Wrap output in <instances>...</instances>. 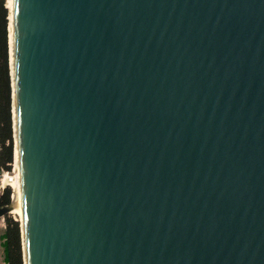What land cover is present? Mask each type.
<instances>
[{"label":"water","instance_id":"water-1","mask_svg":"<svg viewBox=\"0 0 264 264\" xmlns=\"http://www.w3.org/2000/svg\"><path fill=\"white\" fill-rule=\"evenodd\" d=\"M13 37L23 264H264V0H14Z\"/></svg>","mask_w":264,"mask_h":264},{"label":"trees","instance_id":"trees-1","mask_svg":"<svg viewBox=\"0 0 264 264\" xmlns=\"http://www.w3.org/2000/svg\"><path fill=\"white\" fill-rule=\"evenodd\" d=\"M7 14L4 0H0V169L4 172L11 171L13 164ZM10 194V189L3 190L0 196V207L10 203ZM3 218L6 227L2 235L5 264H23L19 223L8 215Z\"/></svg>","mask_w":264,"mask_h":264},{"label":"bare ground","instance_id":"bare-ground-1","mask_svg":"<svg viewBox=\"0 0 264 264\" xmlns=\"http://www.w3.org/2000/svg\"><path fill=\"white\" fill-rule=\"evenodd\" d=\"M5 6L7 8V16H8V25H7V32H8V59H9V75H10V82L12 86V92L14 88V37H13V3L14 0H4ZM12 106H11V114H12V130H13V164L12 170L10 172H4L1 180L0 186L1 188L10 187L12 190L11 192V202L9 205V213L15 214L19 222L21 223V218L18 209V196H19V174L17 168V149H16V122H15V102H14V95L12 93ZM21 228V227H20ZM21 230V229H20ZM21 233V232H20ZM21 245L23 246V241L21 239ZM24 248V246H23Z\"/></svg>","mask_w":264,"mask_h":264},{"label":"rangeland","instance_id":"rangeland-1","mask_svg":"<svg viewBox=\"0 0 264 264\" xmlns=\"http://www.w3.org/2000/svg\"><path fill=\"white\" fill-rule=\"evenodd\" d=\"M4 3H5V1H4ZM10 113H11V112H10ZM11 117H12V114H11ZM11 121H12V119H11ZM11 131H12V140H13V130H12V127H11ZM13 146H14V142H13ZM0 150H1V146H0ZM11 170H12V165H11ZM9 172H10V171H9ZM3 174H4V171H3L2 169H0V180H1L2 176H3ZM6 188L10 189V187H6ZM4 189H5V188H1V186H0V196H1V193L3 192ZM10 192H12L11 189H10ZM10 195H11V194H10ZM10 202H11V201H10ZM8 216H10L14 221H16V222L19 223V219H18V217H17L15 214L10 213V214H8ZM19 225H20V224H19ZM5 229H6V227H5L4 218H0V234H1V235L4 234Z\"/></svg>","mask_w":264,"mask_h":264},{"label":"crops","instance_id":"crops-1","mask_svg":"<svg viewBox=\"0 0 264 264\" xmlns=\"http://www.w3.org/2000/svg\"><path fill=\"white\" fill-rule=\"evenodd\" d=\"M2 235L0 234V264H5Z\"/></svg>","mask_w":264,"mask_h":264}]
</instances>
